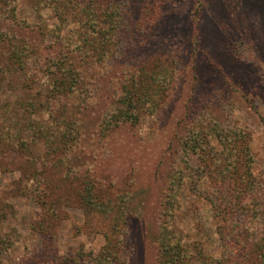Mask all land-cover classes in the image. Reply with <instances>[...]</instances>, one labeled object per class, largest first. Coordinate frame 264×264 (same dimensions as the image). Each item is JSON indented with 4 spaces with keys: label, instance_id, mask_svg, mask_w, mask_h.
Instances as JSON below:
<instances>
[{
    "label": "rangeland",
    "instance_id": "1",
    "mask_svg": "<svg viewBox=\"0 0 264 264\" xmlns=\"http://www.w3.org/2000/svg\"><path fill=\"white\" fill-rule=\"evenodd\" d=\"M97 1L93 34L110 37L114 49L120 41L124 55L98 62L96 74L84 70L63 95L60 63L88 65L78 48L87 47L83 2L0 0V264H99L107 236L116 264H159L168 230L196 258L251 264L237 262L241 244L232 247L242 236L252 249V216H264V0ZM149 63L174 75L159 112L104 135V118L124 107L122 83ZM76 121L68 144L58 135L47 144L38 132L45 125L59 134ZM216 127L245 134L256 184L228 216L207 195L216 186L206 172L224 157ZM85 183L99 210L79 200Z\"/></svg>",
    "mask_w": 264,
    "mask_h": 264
},
{
    "label": "trees",
    "instance_id": "2",
    "mask_svg": "<svg viewBox=\"0 0 264 264\" xmlns=\"http://www.w3.org/2000/svg\"><path fill=\"white\" fill-rule=\"evenodd\" d=\"M83 3L80 5L78 15L81 20H85L88 25L84 28L85 44L87 47H83L81 41L78 44V48L81 53L87 54L85 59L88 60V65L77 64L75 60H66L61 62L60 65L63 67L61 69L62 78L59 79V85L57 86L58 91L63 95L71 94L78 88V84L83 78H85L84 70H89L88 73L95 71L96 65L98 62H105L111 56H115L118 60L124 55V49L120 45V41L116 46L117 49H114L113 40H110V37H104L103 34H93V27H96L98 20L100 21L101 13L96 11L97 0H81ZM96 2V4H95ZM103 13V12H102ZM100 14V15H99ZM109 15L115 14L114 11L107 13ZM90 23V25H89ZM100 30V29H97ZM100 37V38H99ZM112 39V38H111ZM112 45V47H110ZM85 48V51H83ZM87 48V49H86ZM15 57L20 58L23 52H26L25 49H15ZM83 55V54H82ZM67 62V63H66ZM87 67V68H86ZM92 69V70H91ZM99 74V73H98ZM174 81V75L171 70V67L162 63L161 65L157 63L145 64L139 69L136 70V74L132 75L131 78L125 79L122 83L123 91V100L124 105L123 109H119L117 112L111 113L107 118L103 120L102 132L104 135L110 134L114 128L119 127L123 123H131L133 125L140 122L143 114L153 115L159 112L161 105L165 102V96L168 95L169 91L172 88V83ZM75 123V124H74ZM77 121L72 124H68L67 127L61 131L59 134H54V131L51 132L52 128H47L45 125L38 129V132L47 136L48 143L53 144L55 142L54 136L58 135L64 142L67 144L69 140L73 138L74 131L76 129ZM215 133H217V138L221 141V145L224 148V157L222 163L218 164L215 162L213 168L208 169L206 172V177L211 178L209 184L216 186L215 191H210L207 195L211 196L212 203L214 204L216 210L220 215L224 216L231 215L233 212H237L243 209V202L241 198L254 189L256 184L251 182L250 178V169L252 167V159L250 155V147L247 146V139L243 136V133H236L232 130H226L223 132V129L216 127ZM191 143H194L193 141ZM200 143H197L198 146ZM193 147L191 149V156L195 154V151L198 147ZM189 154V153H188ZM190 156V154H189ZM218 157V156H217ZM188 158V157H186ZM190 160H185V164L190 166ZM225 162V163H223ZM228 164V168L220 169L224 164ZM199 183L200 178L196 177ZM252 177V176H251ZM173 187H179V183H176L175 180L172 181ZM93 186L86 183L82 187L80 192L79 200L83 203L94 204V207H97L100 202H97L99 195L94 193ZM97 202V203H96ZM177 202L174 199L167 202V213L170 217H174L176 208L174 203ZM219 202H223L222 206ZM50 210V209H49ZM99 210V207H97ZM224 212V213H223ZM259 214H261L259 212ZM260 216V217H258ZM252 220H258V224L253 222L255 228L252 227L250 230L248 239L253 248L251 249L247 245V240L245 237L237 236L239 242L237 241L235 246L232 247L234 251L238 244H241L240 248L235 252V257L238 262L240 257H245L246 262L251 264H264V216L254 214ZM45 218V223H48V217ZM225 225L230 223V220L227 217H223ZM170 230L166 233L161 234L160 239V248H161V259L159 264H230L229 259L224 257L216 256L211 258L208 261L206 255L200 253L196 258L188 253L187 247L182 245L181 240H177L173 243L170 235ZM169 236V237H168ZM234 238L231 242L234 241ZM107 242L102 248L100 253L97 256V261L99 264H116L119 260L117 243L113 239L107 236ZM48 243V242H47ZM221 248L228 247L224 241ZM231 246V244H228ZM53 245H48L45 247V253L47 255L51 254ZM230 248V247H229ZM251 249V250H250ZM225 253V251H223ZM239 257V258H238ZM234 259V258H233ZM238 264V263H237Z\"/></svg>",
    "mask_w": 264,
    "mask_h": 264
}]
</instances>
